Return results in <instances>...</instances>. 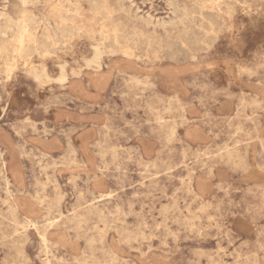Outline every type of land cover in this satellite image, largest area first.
Wrapping results in <instances>:
<instances>
[{"label":"rangeland","instance_id":"374dc122","mask_svg":"<svg viewBox=\"0 0 264 264\" xmlns=\"http://www.w3.org/2000/svg\"><path fill=\"white\" fill-rule=\"evenodd\" d=\"M99 1L0 0V264H264V0Z\"/></svg>","mask_w":264,"mask_h":264},{"label":"bare ground","instance_id":"6f19581e","mask_svg":"<svg viewBox=\"0 0 264 264\" xmlns=\"http://www.w3.org/2000/svg\"><path fill=\"white\" fill-rule=\"evenodd\" d=\"M87 7L84 9H79V4L77 5H63L58 4L56 13L54 16V21L56 22L57 28H62L64 31L61 34L71 32V30L78 29L81 26H85L92 29L100 30L97 24V16L101 15L103 18L107 15L101 2L99 0H87ZM236 0H202L200 5H195L191 12L185 14L183 23L189 26V38L192 43L197 35L204 32L210 28L211 25L220 23V21H228L231 19L232 5ZM248 1V0H247ZM71 13V17L64 16V13ZM232 20V19H231ZM31 19L23 18L18 24L19 36L16 40V45L13 49L14 56L10 62V67L13 68L17 65V58L23 52V48L26 43H36V36L31 32L30 23ZM68 21V22H67ZM199 21L201 24L198 28L194 27V23ZM205 22V23H204ZM231 22V21H230ZM229 23V22H228ZM231 25V24H230ZM55 27L54 38L58 39L60 33H58ZM70 31H69V30ZM62 37V36H61ZM49 43H54L55 39H51L47 36ZM110 39L119 46V41L117 35L113 34ZM120 47V46H119ZM131 48H138V44L133 43ZM122 53L129 55L128 51L122 50ZM98 50L95 49L93 54V61L99 64ZM61 60V59H60ZM192 67V66H191ZM26 69V68H25ZM24 69V70H25ZM37 78H39L37 76ZM64 78L63 67H61V77Z\"/></svg>","mask_w":264,"mask_h":264}]
</instances>
